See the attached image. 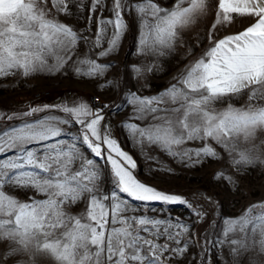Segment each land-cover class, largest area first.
Listing matches in <instances>:
<instances>
[{
    "label": "snow or ice",
    "instance_id": "obj_1",
    "mask_svg": "<svg viewBox=\"0 0 264 264\" xmlns=\"http://www.w3.org/2000/svg\"><path fill=\"white\" fill-rule=\"evenodd\" d=\"M50 2L51 8L49 0H0V78L59 71L71 59L70 53L84 38L52 14V8L67 14L68 0ZM103 5L104 0H92L90 11ZM134 7L142 49L163 54V49H172L179 41L181 30L208 13L209 0H175L170 8L161 7L155 0H138ZM127 8L125 0H113L112 17L97 21L93 44L101 47L106 41L108 45L99 55L106 56L119 47L129 28L123 16ZM234 15L250 17L252 22L242 31L214 39L217 27L230 24ZM109 25L113 29L111 38L107 37ZM208 39L209 47L182 71L177 84L158 96L132 94L139 118L151 113L156 122L143 128L136 124L128 127L138 143L157 145L182 161L191 160L193 155L218 156L209 143L196 149L180 147L187 141L212 140L229 155L235 153L233 163L237 167L250 165L254 163L250 151L239 146L264 132V103H253L264 101V0H218ZM50 57L55 64L49 65ZM77 63L86 65V70L76 67L78 75L103 74L108 67L88 58ZM244 94L246 105L213 106ZM38 110L34 108L25 115ZM62 111L82 126L81 134L70 142L46 143L61 136L60 124L70 122L54 116L0 131V153H16L0 160V242H8L2 259L7 261L23 253L28 257L24 264L44 258L55 264H163L165 252L183 255L188 248L189 225L167 217L126 215L135 209L119 193L142 202L188 201L138 180L132 171L136 162L109 133L101 132L104 117L87 103L62 106ZM32 143L41 147H26ZM78 143L96 157L107 150L118 192L110 196L101 193L99 168ZM227 179L232 182V177ZM6 185L33 189L43 198L30 196L21 201L4 190ZM81 202L83 211L73 214L70 209ZM249 226L253 237L259 234L258 243L264 252V202L250 205L239 218L229 220L224 235L237 230L247 233ZM230 243L247 248V235ZM232 251L235 255L237 248Z\"/></svg>",
    "mask_w": 264,
    "mask_h": 264
},
{
    "label": "rangeland",
    "instance_id": "obj_2",
    "mask_svg": "<svg viewBox=\"0 0 264 264\" xmlns=\"http://www.w3.org/2000/svg\"><path fill=\"white\" fill-rule=\"evenodd\" d=\"M137 2L138 0H125L128 8L123 12V16L129 24V28L122 36L119 47L106 56H101L99 53L108 47L107 42L105 41L101 47H95L93 41L97 21L100 18L112 17L113 0H104L103 7L97 8L94 12L90 11L92 0H68L69 12L67 14L57 12L56 8H52V14L59 21L71 25L80 36H86L85 46L77 45L76 50L72 52L82 51L83 48L84 50L79 55L70 53L71 59L65 65L72 64L74 66L78 64L79 60L85 58L95 61H102L105 58L108 67L103 72L102 79H98L99 77L95 75L92 76V79L98 83L103 82L102 97L106 105L105 109L110 108L112 112V118L117 128V139L124 147L125 152L129 153L136 162V168L132 170L133 174L141 182L166 193L180 195L188 201V204L192 205V207H188V204L181 203L142 202L128 197L126 193H119L120 197L135 209L126 215L167 217L190 226L187 235L189 241L187 251L183 255H177L172 251L165 252L162 256L163 264H264V252L260 250L258 243L260 236L257 233L253 237L250 226L247 233L237 230L227 237L224 235L229 220L239 218L250 205L264 202V132H258L254 140L240 144V148L250 151L254 163L237 167L233 163V159L236 158L235 153L229 155L215 141H187L180 147L196 149L202 147L204 143H209L219 155L200 158L193 155L191 160L182 161L179 157L169 155L157 145L138 143L128 127V125L136 124L143 128L156 122L152 119L151 113L144 115L142 119L139 118L141 114L136 111L137 105L132 102V94L137 97H152L163 93L171 85L177 84V78L182 71L209 47L208 33L212 28L216 13L214 0H209L208 13L198 17L193 24L181 30L179 41L172 49H163V54L153 53L147 48L142 49L140 21L134 7ZM155 2L159 3L161 7L170 8L175 0H155ZM49 7H52L50 0ZM244 19L245 17L234 15L230 24L217 27L214 39H220L227 31L233 29L236 23L240 24ZM112 31V26L109 25L108 38H111ZM87 50L89 51L88 56ZM48 63L53 65L56 61L50 57ZM59 71H65V69ZM39 72L28 77L17 73L14 76L0 78V92L6 89H11L12 92L19 91L28 78H34V75ZM43 72L49 77L51 72L56 71L44 70ZM69 72L76 73V69H71ZM46 88L50 89L52 93L51 88ZM39 90L41 89L39 88ZM0 97L2 98V95ZM20 102L0 100V108L6 104L12 105ZM228 103L237 107L246 105L248 103L247 94L233 97L224 103H217L213 106L219 109L226 107ZM253 103H264V101ZM56 117L63 119L60 113ZM21 125L18 121H10L0 125V131ZM61 125H64L61 127L63 129L61 136L46 143H52L55 140L70 142L73 137L81 134V130L73 127L70 122ZM78 146L81 147L87 158L96 162L99 168L98 187L101 193L110 196L112 192H118L111 164L106 159L107 151L105 150L101 157H96L85 145L78 143ZM26 147L35 149L41 146L32 143ZM15 154V150L0 153V160L14 157ZM219 173L223 175L218 176ZM227 177H232V182ZM4 190L21 201H27L30 196H35L38 199L43 198L33 189H17L6 185ZM84 207V203L81 202L73 206L70 211L73 214H78L83 211ZM196 212L203 213L202 217H198ZM245 235H247V248L241 249L230 243L231 240L242 239ZM253 239L257 241L255 245ZM160 242L163 243V240ZM181 246H183V241ZM7 247L8 242H0V264H24V261L28 259L22 253L19 257L4 261L2 257ZM172 247L175 248L176 245L172 244ZM234 247L237 248L235 255L232 251ZM35 264H55V262L44 258L37 259Z\"/></svg>",
    "mask_w": 264,
    "mask_h": 264
},
{
    "label": "crops",
    "instance_id": "obj_3",
    "mask_svg": "<svg viewBox=\"0 0 264 264\" xmlns=\"http://www.w3.org/2000/svg\"><path fill=\"white\" fill-rule=\"evenodd\" d=\"M217 3L218 0H214V4L216 6ZM251 22L252 19L250 17H245V19L240 24L236 23L233 29L227 31L220 38L242 31ZM81 37H83L84 39L79 40L77 45L80 47H84L86 36L81 35ZM83 50L84 48L82 49V51ZM82 51L78 50L77 52L75 51L71 53H73V55H79ZM88 52L89 51L87 50V56ZM96 62L98 64H106L105 58H103L102 61ZM76 67H81L82 69L86 70V65L75 64L73 66L72 64H67L60 69H65V71L51 72V76L49 77H47L46 73L40 71L39 74L34 75V78H28L29 81L26 79L27 81L25 82L24 86L17 92H12L11 89H6L0 92V95H2V98L0 97V100L6 102L21 101L17 104H6L0 108V125L6 124L10 121H18L20 122V124H23L25 122L33 123L38 120L47 119L48 117H56L58 113H60L63 119L69 120L73 127L81 130L82 126L78 122H76L75 119L69 114L63 112L62 106L72 107L79 103H87L93 112H99L104 117V119L101 121V132L109 133L111 138L115 139L118 142L120 148L125 151L124 147L117 139V128L112 118V112L110 111V108L105 109V102L102 108H95L91 104V96L93 94H101L100 96L102 97L103 92L101 91V89L103 87V82H96V80L92 79V76L78 75L75 72H69L71 69L75 70ZM95 76L99 77L98 79H102V74H97ZM37 87H39L40 89L46 87L51 88L52 95L50 97L35 98L33 93L35 92L34 90H39V88ZM34 108L39 110L33 112L31 115H25L26 113L31 112V110ZM59 127H64V125H59Z\"/></svg>",
    "mask_w": 264,
    "mask_h": 264
},
{
    "label": "built area",
    "instance_id": "obj_4",
    "mask_svg": "<svg viewBox=\"0 0 264 264\" xmlns=\"http://www.w3.org/2000/svg\"><path fill=\"white\" fill-rule=\"evenodd\" d=\"M51 94L52 93H51L50 89L44 88V89H41V90L35 92L34 97L35 98L48 97ZM91 104L95 108H102L104 106V100L102 99V97L100 95L93 94L91 96Z\"/></svg>",
    "mask_w": 264,
    "mask_h": 264
},
{
    "label": "water",
    "instance_id": "obj_5",
    "mask_svg": "<svg viewBox=\"0 0 264 264\" xmlns=\"http://www.w3.org/2000/svg\"><path fill=\"white\" fill-rule=\"evenodd\" d=\"M109 175H110V173H109Z\"/></svg>",
    "mask_w": 264,
    "mask_h": 264
}]
</instances>
